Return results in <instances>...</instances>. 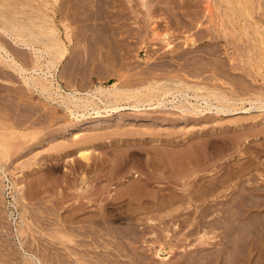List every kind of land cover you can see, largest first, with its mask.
<instances>
[{"label": "rangeland", "instance_id": "374dc122", "mask_svg": "<svg viewBox=\"0 0 264 264\" xmlns=\"http://www.w3.org/2000/svg\"><path fill=\"white\" fill-rule=\"evenodd\" d=\"M42 24L64 48L42 64L51 97L0 65V264H264V109H213L264 103V0H0V27ZM55 83L63 95L117 83L127 98L77 119ZM174 88L203 112L179 111L181 95L163 94Z\"/></svg>", "mask_w": 264, "mask_h": 264}, {"label": "bare ground", "instance_id": "6f19581e", "mask_svg": "<svg viewBox=\"0 0 264 264\" xmlns=\"http://www.w3.org/2000/svg\"><path fill=\"white\" fill-rule=\"evenodd\" d=\"M18 15V14H17ZM247 16H249V15H247ZM48 18V17H47ZM17 21V20H16ZM248 24V23H247ZM43 25V24H42ZM40 26V28L39 29H33V31H35V32H33V31H30L29 29H25L26 30V32H28V35H27V37L22 33V29H13V32H11V30L9 29V28H6L5 26L4 27H0V34H2L3 36H5V37H8V38H11V40L13 41V44L15 45V46H17V47H21L22 48V51H23V49L24 50H28V51H30V53H24L23 54V59L21 58V59H18V55H17V53L16 52H14V51H12V50H15L14 48L12 49V48H9L6 44H7V42H6V44H5V42L3 41V43H1L0 42V65L1 66H3V67H7L9 70H12V72H16L17 74H18V76H20L22 79H23V81H24V83H25V85L27 86V88H29L30 89V92H31V88L32 89H35L36 91H40L43 95H45L44 93L46 92L47 94H48V96H50L51 97V95H52V93L50 94V89L51 88H53V87H51L50 88V86H54V83H53V81L56 79V77H55V75L53 74V72H51V71H49V68H47L46 66V68L48 69V71H45L43 68H42V64H43V61L44 60H46L45 58H47V60H48V58H50V62H52V63H54L53 61V58H57V59H60V60H63V57H64V55H63V50H64V48H63V46H62V44H61V42H60V37H59V34H58V32H57V30H55L54 28H52L51 26H49V25H47V26ZM249 25V24H248ZM245 26V25H244ZM73 33V32H72ZM1 37L2 36H0V39H1ZM67 37H68V39L70 40V41H72V39H73V37H72V35H71V33L70 34H67ZM3 39H4V37H2ZM2 39V40H3ZM6 40V39H5ZM118 42V41H117ZM63 43V42H62ZM262 43H264L263 41H262ZM12 44V43H11ZM112 44V43H111ZM41 45L42 46H44V47H46V49H42L41 48ZM263 45V44H262ZM12 47V46H11ZM257 48V47H256ZM23 52H25V51H23ZM255 55V54H254ZM259 57V56H258ZM46 60V61H47ZM49 61V60H48ZM59 61V60H58ZM57 61V62H58ZM45 63V62H44ZM89 63V62H88ZM57 64V63H56ZM91 64V63H90ZM111 64V63H110ZM44 65H46V64H44ZM54 65V64H53ZM1 68V67H0ZM57 68V67H56ZM91 68V67H90ZM51 69H52V67H51ZM55 70H57V69H55ZM56 72V71H55ZM16 74V75H17ZM105 74V73H104ZM119 75V74H118ZM72 76V75H71ZM89 76V75H88ZM149 76H151V75H149ZM174 76V75H173ZM189 76V75H188ZM153 78V77H152ZM176 78H178L177 76H176ZM168 79V78H167ZM70 80V79H69ZM175 80V79H174ZM173 80V81H174ZM73 81H75V80H73ZM151 81V80H150ZM158 81H160V80H158ZM163 81V80H162ZM162 81H160V82H162ZM178 81V80H177ZM68 82V81H67ZM114 82V81H113ZM146 82V81H145ZM165 82V81H164ZM167 82V81H166ZM165 82V83H166ZM184 82V81H183ZM69 83H70V81H69ZM128 83V82H127ZM152 83V82H151ZM164 83V84H165ZM185 83V82H184ZM56 84V83H55ZM60 84V83H59ZM58 83L56 84L57 85V89L58 90H56V91H58L59 93H57L58 94V96H62L65 100H63L62 102V104H64V106L67 108V109H69L70 110V114H72L73 115V117L74 118H77V119H79L80 117H82L84 114H80V112H82V111H85L86 109H88L90 106H92V104H94L95 106H96V101H98V103L100 102L101 104L103 103V104H107V102H110V103H112L111 101H120L121 100V97H124V96H126V90H127V88L128 87H126V90H124V89H122V88H120V87H118L117 86V83H114V84H112V85H108L109 87H103V86H96L94 89H90V90H88V91H86V92H82V90L80 91L79 89H76V88H73L72 90H70V91H65V95H63V94H61L60 92L61 91H63L62 89H61V84L59 85ZM71 84V83H70ZM79 84H82L83 85V83H79ZM157 84V83H156ZM159 84V86H160V83H158ZM163 84V83H162ZM163 84V85H164ZM174 84H176V83H174ZM55 85V86H56ZM71 85H73V83L71 84ZM124 85V84H123ZM136 85V84H135ZM162 85V86H163ZM166 85V84H165ZM164 85V86H165ZM171 85V84H170ZM184 85V84H183ZM191 85V84H190ZM127 86V85H126ZM147 86H150L149 84L147 85ZM156 86V85H155ZM169 86V85H168ZM192 86V85H191ZM193 86H196V85H193ZM193 86H192V88H193ZM73 87V86H72ZM79 87V86H78ZM89 87V86H88ZM125 87V86H124ZM133 87V86H132ZM144 87H146V86H144ZM143 87V88H144ZM157 87V86H156ZM170 87V86H169ZM175 87V86H174ZM179 87V86H178ZM181 87V86H180ZM187 87V86H186ZM68 88V87H67ZM85 88H87L86 86H85ZM85 88H83V89H85ZM161 88V87H160ZM166 88H167V86H166ZM175 88H177V87H175ZM175 88H174V90H175ZM190 87H187V90L189 89ZM194 88H196V87H194ZM28 89V90H29ZM136 89V88H135ZM163 89V88H162ZM169 89V88H168ZM199 89H200V86H199ZM141 90V89H140ZM173 90V89H172ZM193 90V89H192ZM196 90V89H195ZM198 90V89H197ZM196 90V91H197ZM202 90V89H201ZM128 91V90H127ZM146 91H147V93L150 95V93H154L153 91H155L154 90V87H149L148 89H146ZM182 91V92H181ZM175 90V92H171L170 90H165V92H163V94L164 95H167V94H173L174 95V97H175V99H176V97H177V100H178V97L181 95V98L183 99L182 101H181V106L180 107H178V109H179V111H186V112H190V114L191 113H199V112H203V109H200V108H198V107H200V106H198L199 104H198V102H197V106L195 105V104H193V103H191V101H189L192 97H190V95L188 94V93H185V92H183V90ZM213 91V90H212ZM212 91H210V92H212ZM34 92V91H33ZM129 92H130V90H129ZM161 92V91H160ZM159 92V93H160ZM35 93V92H34ZM40 93V94H41ZM63 93V92H62ZM196 93V92H195ZM200 92H198V94H199ZM221 93V92H220ZM155 94V93H154ZM161 95L162 97L164 96V95ZM176 94H179V96L177 95L176 96ZM214 94V96H215V98L219 101V102H222L223 104L224 103H229L230 102V98H227L226 96H225V94L223 95V94H219V93H216V92H214L213 93ZM42 95V96H43ZM140 95V94H139ZM157 95H158V93H157ZM172 95V96H173ZM48 96H46V100L47 99H49V98H47ZM56 96V95H55ZM143 96V95H142ZM152 96V95H151ZM161 96H159V97H161ZM171 96V95H170ZM193 96V95H192ZM204 96V95H203ZM153 97V96H152ZM168 97V96H167ZM167 97H165V99L167 98ZM200 98H201V96H199ZM261 97V96H260ZM56 98H57V96H56ZM59 98V97H58ZM57 98V99H58ZM126 98H127V96H126ZM139 98V97H138ZM180 98V99H181ZM199 98V100H201ZM205 98V97H204ZM214 98V99H215ZM55 99V98H54ZM56 99V100H57ZM61 99V98H60ZM153 99V98H152ZM171 99V98H170ZM173 99V98H172ZM194 99H195V101L194 102H196V100H198V95H196V96H194ZM210 99V98H209ZM239 99V98H238ZM256 99V98H255ZM255 99H254V101H251V100H248V101H250V104H249V108H247V107H241V108H239L238 106V108H236V103L235 104H232V105H235L234 107L236 108H227V107H224L223 105H222V103L221 104H219V105H222V106H214V111H215V113L216 114H228V113H231V115H232V112H234L233 114H236L237 113V111H242V110H250V109H253V108H257V109H264V103H261V102H259L260 103V105H257L256 103H258V101H259V99H258V101L256 102L255 101ZM50 101L52 100V99H49ZM107 101L106 103L104 102V101ZM126 100V99H125ZM142 100H143V98H142ZM145 100V99H144ZM154 100V99H153ZM157 100V99H156ZM164 100V99H163ZM241 100V99H240ZM239 100V101H240ZM243 100V99H242ZM253 100V99H252ZM53 101V100H52ZM58 101V100H57ZM149 101H151V100H148V103H150ZM168 101V100H167ZM175 101V100H174ZM173 101V102H174ZM218 101H216V102H218ZM233 100H231V102H232ZM60 102H61V100H60ZM136 102V101H135ZM152 102V101H151ZM169 102H170V100H169ZM173 102H171V103H173ZM200 102V101H199ZM201 102H202V100H201ZM235 102V101H234ZM242 102H245V101H242ZM247 102V101H246ZM263 102V101H262ZM118 103V102H117ZM117 103L115 104V105H117ZM147 103V102H146ZM162 103H164V101L162 102ZM175 103V102H174ZM184 103H187L188 105H190V108L189 107H186V106H184L185 104ZM240 103H241V101H240ZM239 103V104H240ZM247 103H249V102H247ZM57 104V103H56ZM113 104V103H112ZM136 104H137V102H136ZM156 104V103H155ZM203 104H205V105H209L210 107H211V104L212 103H209V101H207L206 99H204L203 100ZM243 104V103H242ZM241 104V105H242ZM70 105H72L73 106V108H71V106ZM119 105V104H118ZM147 105V104H146ZM145 105V106H146ZM161 105V104H160ZM164 105V104H163ZM162 105V106H163ZM204 105V106H205ZM227 105V104H226ZM229 105H231V104H229ZM231 105V106H232ZM106 106V105H105ZM108 106V105H107ZM133 106V105H132ZM141 105H140V103H138L137 105H134L133 106V108H135V110L136 109H139V107H140ZM142 106H143V102H142ZM148 106H150V104L148 105ZM147 106V107H148ZM165 106V105H164ZM60 107V106H59ZM61 107H62V105H61ZM94 107V106H93ZM96 107H98V104H97V106ZM126 107V106H125ZM144 107V106H143ZM151 107V106H150ZM153 107H154V105H153ZM161 107V106H160ZM209 107V108H210ZM63 108V107H62ZM95 108V107H94ZM93 108V111L94 110H96V109H94ZM119 108H121V106H116V107H111V110H118ZM132 108V107H131ZM142 108V107H141ZM155 108V107H154ZM204 108V107H203ZM208 108V109H209ZM102 109H103V107H102ZM108 109V108H107ZM207 109V108H206ZM207 109V110H208ZM212 109V110H213ZM68 110V111H69ZM110 110V109H109ZM142 110H145V109H142ZM88 111V110H87ZM139 111V110H138ZM86 112V111H85ZM97 114L98 113H100L99 111H95ZM106 112V111H105ZM108 112V111H107ZM112 112V111H111ZM115 112V111H114ZM89 113V112H88ZM185 114H187V113H185ZM200 114V113H199ZM229 115V114H228ZM94 117V116H93ZM96 117H98L97 115H96ZM118 117V116H117ZM99 118V117H98ZM76 119V120H77ZM117 119V118H116ZM93 120V119H92ZM90 121L89 123H90V126H96V123H98L99 121L98 120H93V121ZM100 120V119H99ZM109 120V119H108ZM131 120V119H130ZM103 121V120H102ZM132 121V120H131ZM104 122V121H103ZM106 122V121H105ZM108 122V121H107ZM115 122V121H114ZM116 122H118V121H116ZM88 123V122H87ZM88 123V124H89ZM101 122H99V124H100ZM109 123H110V121H109ZM82 124V123H81ZM81 124H79V125H77V127L75 126V128H73V133H71V134H73L74 136V138L73 139H75L76 137H77V131H79L80 130V128L82 127V125ZM104 124H106V123H104ZM98 125V124H97ZM88 126V125H87ZM80 127V128H79ZM93 128H95V127H93ZM98 128V127H97ZM81 129H84V128H81ZM60 131L58 130V133H59ZM144 132V131H143ZM126 133V132H125ZM145 133V132H144ZM81 134V133H80ZM113 134V133H112ZM131 134V133H130ZM148 134V133H147ZM173 134V133H172ZM54 135V134H53ZM57 135V134H56ZM69 135V134H68ZM109 135V134H108ZM89 137V136H88ZM78 138V137H77ZM173 138V137H172ZM91 139V138H90ZM93 139V138H92ZM91 139V140H92ZM174 139V138H173ZM196 139V138H195ZM82 140H84V139H82ZM81 140V141H82ZM94 140V139H93ZM185 140V139H184ZM86 141V140H85ZM90 140H88V142H89ZM144 141V140H143ZM79 142H80V140H79ZM83 142V141H82ZM81 142V143H82ZM75 143H77V142H75ZM170 143V142H169ZM6 144V143H5ZM80 144V143H79ZM84 144H85V142H84ZM8 145V144H7ZM81 145V144H80ZM90 148H88V149H81V150H79L78 151V156H79V158L82 160V162L84 161V162H86L87 163V165L89 164V161H90V159H91V157L89 158V155H90V150H89ZM195 149V148H194ZM194 151V150H193ZM77 152V151H76ZM140 153V152H139ZM142 154V153H141ZM57 155V154H56ZM115 155V154H114ZM159 156V155H158ZM139 157V156H138ZM173 158V157H172ZM138 159V158H137ZM180 159V158H179ZM165 160V159H164ZM94 161V160H93ZM117 161V160H116ZM127 161V160H126ZM144 161V160H143ZM179 161V160H178ZM74 162V161H73ZM108 162V161H107ZM128 162V161H127ZM169 162V161H168ZM183 162V161H182ZM152 164V163H151ZM160 164V163H159ZM162 165L164 164V161L162 160V163H161ZM86 165V166H87ZM116 165V164H115ZM178 165V164H177ZM27 166V165H26ZM118 166V165H117ZM120 166H121V164H120ZM148 166L149 165H147V168H148ZM115 167V166H114ZM119 167V166H118ZM123 167V166H122ZM166 167V166H165ZM187 167V166H186ZM124 168V167H123ZM164 168V167H163ZM106 169V168H105ZM117 169V168H116ZM160 170H162L161 169V167L159 168ZM183 169V168H182ZM113 170V169H112ZM151 170V169H150ZM156 170V169H155ZM117 171V170H116ZM159 171V170H158ZM145 172V171H144ZM155 172V171H154ZM190 172V171H189ZM134 174V173H133ZM136 174V173H135ZM147 175V174H146ZM161 175V174H160ZM136 177H139L138 175L137 176H135V178ZM190 177V176H189ZM164 178V177H163ZM188 178V177H187ZM145 180V179H144ZM139 181V180H138ZM186 181V180H185ZM214 183V182H213ZM125 184V183H124ZM254 184V183H253ZM128 185V184H127ZM134 185V184H133ZM121 186V185H120ZM124 188V187H123ZM138 188V187H137ZM127 189H128V187H127ZM147 189V188H146ZM250 189V188H249ZM45 190V189H44ZM186 191V190H185ZM253 192V191H252ZM133 193V192H132ZM140 193H141V191H140ZM144 193V192H143ZM256 193V192H255ZM260 193V192H259ZM130 195H131V193H130ZM115 196H117V195H115ZM254 196H255V194L254 193H248L245 197H244V199H243V202L241 203V205H242V216H243V220L245 221V223H246V228H248L247 226H248V224H249V216H251V212H250V207L254 204V205H257L258 204V202H256V200H254ZM257 196V195H256ZM143 197V196H142ZM182 197H184V196H182ZM195 198V197H194ZM121 199V198H120ZM151 199V198H150ZM112 200V199H111ZM115 200V199H114ZM119 200V199H118ZM169 200V199H168ZM154 201V200H153ZM149 202V201H148ZM180 202V201H179ZM240 202V201H239ZM111 203H113V202H111ZM110 202H109V204H111ZM164 204V203H163ZM240 204V203H239ZM253 205V206H254ZM257 207V206H256ZM252 208V207H251ZM31 216V215H30ZM251 218H255L254 216H252ZM257 218H260L259 219V223L261 222V217H257ZM256 219V218H255ZM248 243V242H247ZM249 245H251V244H249ZM249 247V246H248Z\"/></svg>", "mask_w": 264, "mask_h": 264}]
</instances>
